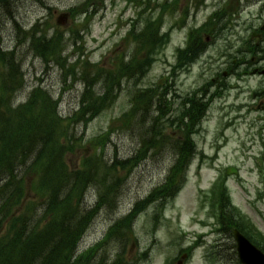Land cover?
<instances>
[{"label": "rangeland", "instance_id": "1", "mask_svg": "<svg viewBox=\"0 0 264 264\" xmlns=\"http://www.w3.org/2000/svg\"><path fill=\"white\" fill-rule=\"evenodd\" d=\"M166 1L168 0H103L91 10L89 3L80 14L89 11L95 16L88 20L83 15L77 21L70 10L80 8L81 5L84 9L89 0H11L6 7L0 8V38L4 51L15 54L22 66L21 73L24 74V88L16 97L14 105L25 103L32 91L40 87L59 103L58 114L66 125L68 118L74 116L79 109L84 87L81 81L74 82V77L62 65L67 60L68 65L73 66L79 62L75 69L79 79L85 74H89V78H95L98 70L114 72L118 62L122 58L126 62L130 61L135 51V42L124 40L131 27L135 26L140 30L148 17L158 19L161 16L160 5ZM148 3L150 7L147 9ZM178 3L177 11H167L162 24L163 32H170L171 42L157 57L146 77L140 81H123L115 90L113 104L106 107L91 123L80 122L72 130L77 134L73 145L75 152L66 157L71 171L78 169L85 158L95 157L97 153L103 154L101 158L108 167L113 166L116 160L119 163L127 162L124 170L118 164L120 169L115 172V178L120 184L116 191L117 210L99 208L81 242L79 254L102 243L115 221L132 213L135 204L164 184L175 161V151L170 143L173 140L170 138L181 137V132L176 126H171V122L179 113L182 99L205 86L204 94L208 99L213 96L218 98L212 102L201 130L195 136L199 156L187 175L182 191L161 212L157 224L152 220L156 211L153 206L139 215L133 224L132 220L137 215L134 216L117 237L102 243L100 258L104 255L114 259L122 254L130 264H165L172 259H177L174 264H178L181 251L202 242L199 246L196 245L192 258L186 259L183 264H239L236 248L233 249L234 240L228 235L217 236L212 232L215 223L214 219L210 220L208 202L200 201V191L210 189L221 171L229 167L238 169V174L227 184L233 204L264 235V113L251 109L252 93L263 86L264 78L252 74L243 75L239 79L229 76L217 78V74L225 73L229 62L231 64L229 56L233 55V48L242 46L236 40V21L217 38L202 33L208 44L207 52L190 70L174 73L177 50L186 45L189 32L204 25L218 6H223V9L233 7L225 0H179ZM203 3L207 7L201 6ZM10 14H14L17 24L11 21ZM232 19H237V16L225 15L222 27ZM246 19L241 23L246 24ZM34 26L48 40L63 35L62 46L66 48L68 44V49L60 57L53 59L46 60L37 56L32 50L33 34L28 32ZM74 34H78L76 42L71 40ZM221 56L223 59H220ZM256 58L251 65L239 67L240 71L248 69L251 73L256 68H262L264 64L259 63L258 57ZM87 63L94 67L86 65ZM2 73L0 70V75ZM213 80H216L215 86L220 82L227 83L228 86L225 90H216L210 87ZM147 89L156 91L149 112H134L136 106L132 98ZM98 92L100 93L99 90ZM159 98H163L166 103ZM160 104L165 115L161 117L162 125H157V128L164 132L167 143L158 151L140 156L137 166L131 158L140 149L145 139L144 134L154 118L160 114ZM102 142L104 153L99 150ZM105 173L104 170H97L93 176L96 182H91L99 186L100 179H114ZM33 178L35 176L25 179V195L29 202L34 201V194L30 191ZM89 183L87 187L90 190L85 203L88 207H94L98 194L105 192L104 186L89 187ZM109 200L108 197V203ZM42 213L43 209L39 204L36 214L30 213L33 225H39L40 228L47 223L46 219H41ZM220 237L222 241L219 240ZM217 239V259L210 262L206 259V254ZM145 253L148 254L143 258Z\"/></svg>", "mask_w": 264, "mask_h": 264}, {"label": "trees", "instance_id": "2", "mask_svg": "<svg viewBox=\"0 0 264 264\" xmlns=\"http://www.w3.org/2000/svg\"><path fill=\"white\" fill-rule=\"evenodd\" d=\"M173 8L168 2L162 4L161 16L158 19H152L150 16L145 19L139 31L132 29L129 37L135 42L136 48L129 63L121 61L114 72L105 73L98 70L95 78H89V74H85L79 79L85 82L87 89L81 100L82 109L76 115L75 122L68 125H65L58 116L57 103L52 96L41 88L34 89L25 104L13 107L15 96L24 88L22 66L15 58V54L7 55L0 52V70L3 71L0 75V234L7 220L12 221L13 231L11 237L0 238V264H54L52 261L58 253H68L78 247L80 237L89 228L95 215V211H82L83 195L88 188L87 184L95 180L94 172L103 164V159L100 157L85 159L78 169L71 171L66 158L74 151L75 138L71 131L80 122L89 124L106 107L113 104L114 92L123 81L134 79L140 81L145 77L155 62V57L169 44L170 34L162 35L161 28L165 14ZM36 35L33 34L32 37V50L37 56L47 60L62 55L63 35L50 41L46 37L37 38ZM204 47L201 38L197 34H192L187 48L178 53V65L175 70L187 69L189 65L195 63ZM78 64L79 62L74 66L68 65L67 60L62 67L76 80L75 69ZM86 65L94 67L89 63ZM98 86L104 89L102 95L95 92ZM155 93L153 90H147L135 96L132 99L136 106L134 112H149ZM187 102H190L192 109L188 113L186 110L180 118L171 122V126L177 124V128L182 130L183 137L173 144L178 158L169 182L138 206L149 202L159 203L163 196H174L185 181L188 167L196 154L194 143L191 141L195 132L193 129L201 122L207 107L201 99L197 100L196 96L185 99L184 106ZM158 111L159 116L154 118L153 125L145 135V143H148L143 154L140 153L143 156L158 151L167 143L164 132L157 128V125H162L161 117L165 115L162 104L159 105ZM187 120L189 124L186 123ZM32 157L33 162L29 170L30 174L37 176V180L31 190L43 202L45 207L43 217L48 218L41 229L39 225H31V220L26 215L14 216L15 208L22 206L24 198V179L19 178V172ZM113 168L112 166L107 168L106 172H114ZM112 180L114 181L110 183H107L106 179L101 181L105 189L101 197L103 204L108 203V197L115 193L119 185L117 179ZM215 202L219 207L217 219L224 232L232 235L233 230H239L264 251V235L241 211L232 206L223 182L216 187L214 204ZM130 218L117 224L108 238L120 234V230L129 224ZM96 255L97 249L91 250L78 258L73 256L67 259V264H109L104 258L97 259ZM110 264L125 263L123 257H118Z\"/></svg>", "mask_w": 264, "mask_h": 264}, {"label": "flooded vegetation", "instance_id": "3", "mask_svg": "<svg viewBox=\"0 0 264 264\" xmlns=\"http://www.w3.org/2000/svg\"><path fill=\"white\" fill-rule=\"evenodd\" d=\"M260 3H262V6H260ZM258 5L259 7L256 8V6ZM253 10H254V13H252ZM249 12L250 14H248V16L250 17V19L252 18L251 19L252 25H254L255 23L259 26L252 27L249 24V20L247 21L246 24H242L241 16L243 15L244 12H241L237 16V20H236L237 26H238L237 33H236L237 38L244 39V41H246V46L249 49V53L253 52V50L257 51L258 53L261 50H263L264 52V0H255ZM260 62H264V56L260 58ZM242 64H247V63L243 62ZM239 66L240 64L237 67ZM257 72L260 75H264V70L262 71L257 70ZM258 94L264 100V89L260 90Z\"/></svg>", "mask_w": 264, "mask_h": 264}, {"label": "water", "instance_id": "4", "mask_svg": "<svg viewBox=\"0 0 264 264\" xmlns=\"http://www.w3.org/2000/svg\"><path fill=\"white\" fill-rule=\"evenodd\" d=\"M234 235L238 244L240 261L243 264H264V255L259 250L240 233L235 232Z\"/></svg>", "mask_w": 264, "mask_h": 264}, {"label": "bare ground", "instance_id": "5", "mask_svg": "<svg viewBox=\"0 0 264 264\" xmlns=\"http://www.w3.org/2000/svg\"><path fill=\"white\" fill-rule=\"evenodd\" d=\"M11 2V0H8L7 3ZM48 40V39H47ZM50 41V40H48ZM205 51V48H203L201 50V52ZM62 54V53H61ZM22 78L24 79V74L22 73ZM75 115L68 118V121L69 122H75ZM148 142L144 143L141 145L140 149L138 150V152L136 153V155L138 156H143L141 155L140 153L143 154V150L145 149V146L147 145ZM152 193H150L146 198H148ZM89 227V226H88ZM88 232V229L86 230V232L84 231V233L82 234V236L80 237L79 241H78V246L81 245V242L83 241L86 233ZM66 251V250H64ZM80 251V248L79 247H75L73 248L71 251H69L68 253H61V254H57V257L54 259V261H52V263L54 264H67V259L73 257V256H76L77 253Z\"/></svg>", "mask_w": 264, "mask_h": 264}]
</instances>
